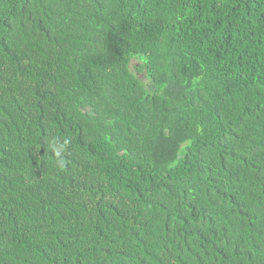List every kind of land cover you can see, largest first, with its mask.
<instances>
[{"label":"trees","instance_id":"1","mask_svg":"<svg viewBox=\"0 0 264 264\" xmlns=\"http://www.w3.org/2000/svg\"><path fill=\"white\" fill-rule=\"evenodd\" d=\"M0 264H264V0H0Z\"/></svg>","mask_w":264,"mask_h":264},{"label":"rangeland","instance_id":"2","mask_svg":"<svg viewBox=\"0 0 264 264\" xmlns=\"http://www.w3.org/2000/svg\"><path fill=\"white\" fill-rule=\"evenodd\" d=\"M138 65H139V63L137 61H135V60L132 61V63H131V71L133 73H136V69L135 68H137ZM138 78L140 80H142V81H144L146 79L144 74H140Z\"/></svg>","mask_w":264,"mask_h":264}]
</instances>
